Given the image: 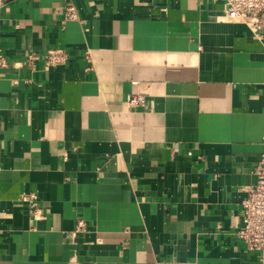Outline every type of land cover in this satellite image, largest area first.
Returning a JSON list of instances; mask_svg holds the SVG:
<instances>
[{"label":"crops","instance_id":"1","mask_svg":"<svg viewBox=\"0 0 264 264\" xmlns=\"http://www.w3.org/2000/svg\"><path fill=\"white\" fill-rule=\"evenodd\" d=\"M1 2L0 264H264L236 237L264 154V38L220 0ZM53 47L67 64H18Z\"/></svg>","mask_w":264,"mask_h":264},{"label":"built area","instance_id":"2","mask_svg":"<svg viewBox=\"0 0 264 264\" xmlns=\"http://www.w3.org/2000/svg\"><path fill=\"white\" fill-rule=\"evenodd\" d=\"M224 3L223 14L225 18L234 22L244 23L250 28L255 38H264V0H220ZM0 3V15L2 6ZM60 7L64 10L63 23L70 20L85 21L80 18L78 9L70 1H63ZM70 52L67 47H53L44 53L30 52L24 62L30 68L38 66L47 71L58 65L67 64L70 60ZM82 57L86 62H91L90 50H85ZM6 59L0 52V65H5ZM129 108H139L145 105L146 98L142 94H132L127 98ZM255 173L257 181L244 187L246 196L242 201V222L236 231V237L244 242L246 248L257 254L264 260V154L259 160ZM28 213L33 218L43 216V207L36 191H29L22 197ZM85 222L78 221V228H83Z\"/></svg>","mask_w":264,"mask_h":264}]
</instances>
